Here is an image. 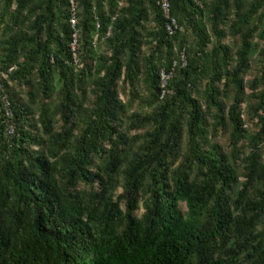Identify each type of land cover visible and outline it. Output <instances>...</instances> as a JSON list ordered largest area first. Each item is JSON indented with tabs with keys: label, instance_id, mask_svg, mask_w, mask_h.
<instances>
[{
	"label": "trees",
	"instance_id": "16d2710c",
	"mask_svg": "<svg viewBox=\"0 0 264 264\" xmlns=\"http://www.w3.org/2000/svg\"><path fill=\"white\" fill-rule=\"evenodd\" d=\"M158 1L0 0V264H264V0Z\"/></svg>",
	"mask_w": 264,
	"mask_h": 264
},
{
	"label": "built area",
	"instance_id": "2783aa9c",
	"mask_svg": "<svg viewBox=\"0 0 264 264\" xmlns=\"http://www.w3.org/2000/svg\"><path fill=\"white\" fill-rule=\"evenodd\" d=\"M195 1L198 2L200 0H195ZM71 2H72L74 10H73V14H72L70 22H71L72 27L75 29V27L77 25V17H76V13L74 12L75 11V0H71ZM158 4H159V6H160V8L164 14L165 20H166L165 25H166V31H167L168 35H170V36L176 35L180 27H179V23H178L177 19L175 17H173V15H172L171 0H159ZM74 38H75V41L73 44V50L76 49L77 34L74 35ZM180 61L184 65L186 64L184 52L181 53V55H180ZM178 64H179L178 61H175V63L173 64L172 71H174V69L178 66ZM171 75H172V72H170V73L163 72L162 73V79H161V87L163 89L162 97H164V95L166 93V88L168 86L169 80L171 79ZM3 103L5 105V109H6V113H7L8 118L12 119L13 118V112L11 110V104H10L9 99L6 96L3 97ZM9 134H11V135L15 134V127L13 125L12 120H10V123H9Z\"/></svg>",
	"mask_w": 264,
	"mask_h": 264
},
{
	"label": "rangeland",
	"instance_id": "374dc122",
	"mask_svg": "<svg viewBox=\"0 0 264 264\" xmlns=\"http://www.w3.org/2000/svg\"><path fill=\"white\" fill-rule=\"evenodd\" d=\"M228 43H230V40L228 41ZM257 72H258L257 68H253L250 76L248 75V77H246V81L249 82L251 80L250 77L256 76ZM11 87L15 88L16 86L13 83H11ZM143 88L144 87L140 88V92H141V96L144 98V101H146V99L148 98V92L145 90V88L144 89ZM129 94L130 93H128V90L126 88V89H124V91L121 92V97L124 100H127ZM142 104H144V103L140 99L136 100L134 103V109L139 110L140 112H149L150 110L147 106H140ZM245 118H246V115H245ZM134 134H135V132H132V135H134ZM219 140L223 145H227V143H228L227 134H221ZM141 206H140V209L138 210V215H142V213L144 212V209Z\"/></svg>",
	"mask_w": 264,
	"mask_h": 264
}]
</instances>
